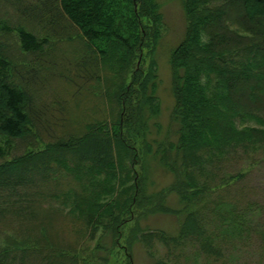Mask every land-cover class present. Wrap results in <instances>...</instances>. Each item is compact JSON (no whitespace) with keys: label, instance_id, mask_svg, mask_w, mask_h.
<instances>
[{"label":"trees","instance_id":"trees-1","mask_svg":"<svg viewBox=\"0 0 264 264\" xmlns=\"http://www.w3.org/2000/svg\"><path fill=\"white\" fill-rule=\"evenodd\" d=\"M179 1L185 29L169 55L176 129L168 143L151 138L149 126L160 111L154 53L166 31L158 0L2 1L19 20L0 15V185L16 190L42 183L43 193L34 199L38 212L19 201L16 219L31 212L51 222L52 216L62 217L77 224L75 240L86 239L90 251L84 254L76 241L58 244L48 235L44 240L20 236L25 243L13 239L3 247L0 264H17V258L25 264L26 254L39 250L51 264H108L131 208L148 212L152 204V213L183 218L175 235L159 233L164 245L192 239L190 244L212 250L218 240L264 241V184L254 188L245 180L253 174L246 169L263 163L257 156L264 158V0ZM27 21L36 26H27ZM53 40L79 42V47L73 60L63 54L61 62L70 61L67 68L56 65L49 70L76 87L74 96L93 88L91 94L104 108L102 118L87 120L80 131L51 136L45 143L46 129L62 126L54 115L59 113L58 101L53 103L52 95L44 100L41 94V81L50 71L38 55L47 47L52 50ZM22 141L29 146L19 149ZM156 149L158 161L177 175L170 189L182 204L178 209L167 205L165 193L162 199L161 192L146 195L145 158ZM234 160L247 164L234 175L219 177L223 165L232 167ZM137 165L145 170L139 172ZM16 173L28 176L17 187L8 183ZM70 175L76 188L64 183ZM35 176L37 181L29 183ZM239 189L238 198L223 201L217 196ZM197 196L203 198L193 205ZM206 205L213 206L207 233L195 220ZM8 209L0 200V214L14 213ZM131 229L139 239L157 236L144 235L138 222Z\"/></svg>","mask_w":264,"mask_h":264},{"label":"rangeland","instance_id":"rangeland-1","mask_svg":"<svg viewBox=\"0 0 264 264\" xmlns=\"http://www.w3.org/2000/svg\"><path fill=\"white\" fill-rule=\"evenodd\" d=\"M2 1L3 0H0V15H5L8 13V16L10 17L9 19H11V21L15 22L16 19L19 20L17 14L10 7H5V4L2 3ZM158 1L160 3L161 10L164 16L166 31L162 33V36L154 53V58L157 61L158 66L159 83L157 95L160 101V111L158 113V116L152 119L149 126L153 132L150 135L151 138H157L161 141L164 140L166 143H168V140H174V132L176 129L171 120V110L174 104V97L171 90L169 55L171 50L179 43V41L183 37V32L185 29V15L182 4L179 0ZM26 25L36 26L33 22L30 21H27ZM70 41L71 40L66 42L53 40L50 45V48H52V50H48L47 47L45 51L38 55L40 59L44 58L42 63H46L45 67L48 68L47 72L50 71L49 76L44 77L41 81V84L43 86V89L41 91V94L43 95L42 98L44 100H48V96L52 95L53 99L51 101L53 103L58 101L55 104H57L56 108L59 113H54V115L59 118L58 122L62 125L60 129H55V131L50 129L48 130V128L46 129L47 131H45L43 135V140L45 141V143L46 141L51 140V136H64L65 134L71 135L72 133H75L74 131L76 129H78L77 131H80L81 127L79 125L82 126L84 122L90 119L94 120L102 118L103 115L102 111L104 105L98 98L94 97L91 94L93 88L91 89L90 87H87L85 88L86 90H84L83 93L77 92L74 96L76 87H73L72 84L68 81H62L61 78L56 77L54 72H51V70H49L50 67H54L56 65H59L56 67H62L61 69L67 68L70 61H68V63L61 62V60H63L64 58H69L70 60L75 59L76 56H74L73 51L74 49H78L79 42ZM261 41L264 42V40ZM64 53H66L65 56L63 55ZM63 56L64 58L62 59ZM141 67L142 69L144 68L143 62L141 64ZM41 76L43 77V75ZM155 123L159 125L158 131ZM29 139L32 140V138ZM29 144L30 142L28 141H22L19 143L18 147L19 149L27 148ZM43 145L44 143L41 141L40 143H38V147ZM160 149L159 151H157L158 149H156L154 154L150 153L145 158L147 166L146 169L148 171V178L145 182L147 186L146 195H158V193L161 192V194L163 195H160L159 199H162L164 198L165 193V197L167 196V198L165 199L167 205L174 209H178L182 207V204L179 201V197H177L173 192V186L177 182V175L172 172V170H170L171 167L170 169L165 168L163 164L158 161L160 160V157L158 156V154H160ZM35 151L38 152L39 150ZM257 158L262 159L261 162H263H256L258 163L256 166H259L260 168H255V166L252 170L246 169L248 170V174L253 172L252 176L249 179H245L249 180L247 183H249V185H253V187L254 184H264V173H262V175H259V172H262L261 170L264 169V158H261V156L259 157V155L257 156ZM236 161L234 160L231 163L232 167H230L229 165H223L219 177H221L222 175H227L228 173L234 175L237 171L241 170L245 166V164H247V161L243 163V165L241 162L237 163ZM204 167L206 168V166ZM136 169L139 172L145 170L144 167H140L139 165L136 166ZM178 170L181 169L179 168ZM258 176L260 182H258ZM27 177L28 176L26 174L16 173L11 176L8 183H10V185L12 186H16V184L20 181L27 180ZM70 177L71 175L68 176L69 179H66L64 181L65 185L67 187L76 188L75 186H77V183H72L70 181ZM31 180L32 181H30L29 183L37 181V176L33 177V179ZM216 180L218 181V179ZM242 183L246 182L243 180ZM41 184L42 183L37 185V188H18L16 186V190L15 188H6L2 187L3 185H0V200L5 201L9 208L8 210L14 212L13 214L9 215H5L3 213L0 214V250L10 244L13 239H19L20 242H24V240L20 238L31 235L32 238L37 236L38 239L40 238V240H44L46 238V235H48L49 239L51 238L50 240H54L55 238L54 241L59 242L58 244H60L62 241H69L71 243L76 241L78 245H82L84 254L87 255V253L90 251V247L89 245L87 246L86 239L81 241L79 236L78 239L75 240L77 235H75L74 232L78 228L77 224H71L70 222H68V224L62 219V217L59 216H52L51 222L50 220H47L45 218L43 219L42 217L36 215L38 210L36 202L34 203V199L35 197H37V194L43 193L41 187H39L41 186ZM170 188H172L173 190H171ZM77 191H79V189ZM218 191L220 192V189ZM240 191V189L237 191L235 190L232 192V194L229 193L227 195L223 190L217 196L225 201L227 198L230 199V196L231 198L241 197ZM80 194L82 193H79L77 195ZM252 197L253 196H250V198ZM202 198L203 196H197L196 200L192 202V204L195 205L196 202L201 200ZM19 201H26L27 204H23L24 207L32 211L35 210L36 213L33 214L31 212L30 216L27 217H20L19 215H17V218L19 217L20 220L16 219V207ZM210 201L211 200L209 199L206 203H209ZM155 207V204L148 205V212H146V210H144L143 208H131L128 223L125 225V228L122 231V238L118 243V249L111 254L108 264H264V241L255 237L249 240L243 238L240 240L236 239L230 242L225 240L223 244H221L218 240L212 250L203 249L197 243L190 244V242L188 241L192 239L185 240L184 242H174L171 245L170 243L169 245H164V243L161 242L162 239H160L159 233L161 232L166 235H175L177 231L176 229L180 224V219L183 220V218H181V216L177 217L176 215H171L161 211H155L152 213L151 211L155 210ZM203 207L205 208L204 211H200L198 214L199 217H197L195 220L197 223H200L201 226H203V230H205V232L207 233L212 228V225H207V221H209L207 217L211 216L210 212L213 206L209 207L206 205ZM36 218H39L40 220ZM18 220L21 224L17 222ZM25 220L27 222L32 221V224H30L31 226L29 225V223L24 222ZM137 222L144 235L151 232L157 233V236H145L146 238L143 237L142 239H139V237L137 236L139 235V233L137 235H132L131 228L134 227ZM194 225H191V228H193ZM38 226L41 229L36 230ZM134 233L136 234L135 231ZM127 237L128 239H126ZM32 238L31 243L33 240ZM43 243L45 242H42L40 244L45 245ZM94 244L95 242H91L90 246L93 247ZM209 251L210 254L208 253ZM17 256L20 257L19 254ZM26 256H28L29 258L27 259L28 261L26 260L25 264H51L50 262L43 259L45 257L44 253L40 252V250L37 252H29L26 254ZM17 260V264H20L19 260L21 259L17 258ZM8 264L10 263L8 262Z\"/></svg>","mask_w":264,"mask_h":264}]
</instances>
